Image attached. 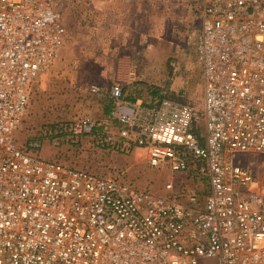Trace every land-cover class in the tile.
I'll list each match as a JSON object with an SVG mask.
<instances>
[{
    "label": "built area",
    "instance_id": "obj_1",
    "mask_svg": "<svg viewBox=\"0 0 264 264\" xmlns=\"http://www.w3.org/2000/svg\"><path fill=\"white\" fill-rule=\"evenodd\" d=\"M194 11L200 101L130 100L116 84L105 118L46 124L19 149L13 134L68 34L63 0H0V264H264V173L238 158L264 155V0ZM85 143L182 177L154 196L38 156Z\"/></svg>",
    "mask_w": 264,
    "mask_h": 264
},
{
    "label": "rangeland",
    "instance_id": "obj_2",
    "mask_svg": "<svg viewBox=\"0 0 264 264\" xmlns=\"http://www.w3.org/2000/svg\"><path fill=\"white\" fill-rule=\"evenodd\" d=\"M186 4L194 11L196 0H187ZM98 10L99 0H63L67 41L58 63L34 85L24 123L13 134L19 149H25L46 124L81 116L103 119L110 107L107 94L116 84L122 85L126 97L132 100H149L150 88L173 95L174 100L182 103L202 99L201 71L194 51L196 34L201 28L198 14L194 13L192 17L195 36L189 49L183 52L186 61L181 63L182 66L173 63L171 66L170 62L165 65L163 60L157 62V57L162 56L160 51L147 65L141 62L134 66L132 55L135 52L100 49ZM131 70H135L138 76L133 84L129 83ZM92 84L101 88L100 96L90 92ZM38 156L93 175L117 178L154 196L165 195L166 183L173 181L177 184L182 177L169 169L149 166L145 153L141 151L125 156L99 150L88 143L60 148L45 145ZM238 158L244 166L250 162L259 177L263 175V154L241 153Z\"/></svg>",
    "mask_w": 264,
    "mask_h": 264
},
{
    "label": "crops",
    "instance_id": "obj_3",
    "mask_svg": "<svg viewBox=\"0 0 264 264\" xmlns=\"http://www.w3.org/2000/svg\"><path fill=\"white\" fill-rule=\"evenodd\" d=\"M186 1L99 0L100 49L135 52L134 66L141 62L147 65L160 51L162 56L157 57V62L182 66L186 61L183 52L189 49L195 36L192 29L195 11Z\"/></svg>",
    "mask_w": 264,
    "mask_h": 264
},
{
    "label": "trees",
    "instance_id": "obj_4",
    "mask_svg": "<svg viewBox=\"0 0 264 264\" xmlns=\"http://www.w3.org/2000/svg\"><path fill=\"white\" fill-rule=\"evenodd\" d=\"M170 65L172 66V63L170 62ZM151 89V94H152V96L153 97H157V98H161L163 95H161V93L163 92V91H159L158 89H153V88H150ZM149 89V90H150ZM155 90V91H154ZM167 97L168 98H171V99H174V97H173V95L171 96V95H167ZM130 100H132V99H130ZM133 100H136V99H133ZM176 100V99H175ZM109 109H110V111H111V104H110V107H109ZM109 109H108V111H107V113L109 112Z\"/></svg>",
    "mask_w": 264,
    "mask_h": 264
}]
</instances>
